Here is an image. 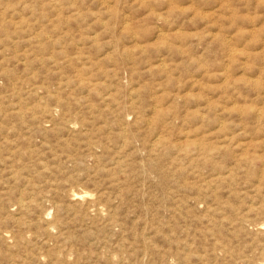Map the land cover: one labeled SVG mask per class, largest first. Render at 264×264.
<instances>
[{"label":"rangeland","instance_id":"374dc122","mask_svg":"<svg viewBox=\"0 0 264 264\" xmlns=\"http://www.w3.org/2000/svg\"><path fill=\"white\" fill-rule=\"evenodd\" d=\"M262 262L264 0H0V264Z\"/></svg>","mask_w":264,"mask_h":264},{"label":"bare ground","instance_id":"6f19581e","mask_svg":"<svg viewBox=\"0 0 264 264\" xmlns=\"http://www.w3.org/2000/svg\"><path fill=\"white\" fill-rule=\"evenodd\" d=\"M151 166V165H150ZM157 166V165H156ZM147 168V167H146ZM151 168H152V166H151ZM150 169V168H149ZM154 169V168H153ZM156 169V168H155ZM158 170V169H157ZM151 171V170H150ZM153 171V170H152ZM155 171V170H154ZM149 173V172H148ZM142 176V175H141ZM73 192V191H72ZM77 193V192H76ZM79 193V192H78ZM74 194V193H73ZM75 196H77V195H75ZM78 197V196H77ZM81 197V196H80ZM89 197V196H88ZM76 198V197H75ZM79 198V197H78ZM77 198V199H78ZM91 198V197H90ZM87 199H89V198H87ZM75 200V199H74ZM78 200H82L81 198H79ZM85 201V200H84ZM93 202V201H92ZM85 203V202H84ZM82 205H83V201H82ZM91 205V204H90ZM84 206V205H83ZM147 229V228H146ZM151 233V232H150ZM6 237V236H5ZM262 263H264V262H262Z\"/></svg>","mask_w":264,"mask_h":264}]
</instances>
